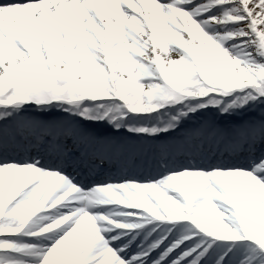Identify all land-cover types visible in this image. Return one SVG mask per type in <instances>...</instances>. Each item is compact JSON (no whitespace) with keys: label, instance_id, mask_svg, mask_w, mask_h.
<instances>
[{"label":"snow or ice","instance_id":"1","mask_svg":"<svg viewBox=\"0 0 264 264\" xmlns=\"http://www.w3.org/2000/svg\"><path fill=\"white\" fill-rule=\"evenodd\" d=\"M0 264H264V0H0Z\"/></svg>","mask_w":264,"mask_h":264}]
</instances>
